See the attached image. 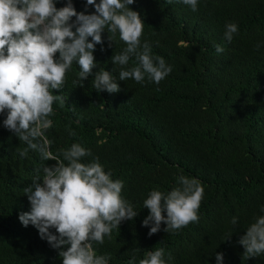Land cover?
Instances as JSON below:
<instances>
[{"label": "trees", "instance_id": "obj_1", "mask_svg": "<svg viewBox=\"0 0 264 264\" xmlns=\"http://www.w3.org/2000/svg\"><path fill=\"white\" fill-rule=\"evenodd\" d=\"M73 3L77 12H94L86 0ZM130 7L144 21L142 43L165 59L170 75L159 85L120 81L111 58L126 45L117 33L109 47L105 31L94 73L111 72L120 91L98 93L94 76L74 84L80 70L74 63L62 92L54 93L65 103H54L53 127L45 133L53 155L77 142L90 149L113 179L124 182L122 196L139 213L103 245L94 244L95 251L110 256L109 264H127L134 254L138 264L143 251L155 247L165 248L166 264H217L216 253L224 254L223 264H264V254L242 258L238 243L264 215V0H198L195 12L180 0H136ZM227 23L238 25L231 42L225 39ZM134 63L133 57L129 67ZM5 118L0 115V264H62L38 230L19 221L30 211L23 189L34 169L55 161L42 162L31 151L21 158L16 149L24 145L3 127ZM180 175L204 188L199 222L175 234L162 225L149 237L150 228L142 226L149 214L143 201L153 189L167 193L178 187Z\"/></svg>", "mask_w": 264, "mask_h": 264}, {"label": "clouds", "instance_id": "obj_2", "mask_svg": "<svg viewBox=\"0 0 264 264\" xmlns=\"http://www.w3.org/2000/svg\"><path fill=\"white\" fill-rule=\"evenodd\" d=\"M59 2L0 0V115H6L3 127L24 145L16 149L21 158H27L31 151L38 153L42 162L55 161L52 166L42 163L34 169L32 183L23 189L30 211L21 213L19 221L25 228L34 226L40 238L58 251L62 264H109L110 256L98 255L93 245H103L114 229L139 213L122 196L124 182L113 179L112 172L105 171L90 149L77 142L53 155L45 133L53 127L50 117L54 103H65L62 94L54 93L62 92L74 63L80 69L74 84L94 76L92 86L98 93L120 91L111 72L100 69L94 73V53L97 45L104 44L105 31L109 47L117 33L126 45L111 58L120 81L132 79L143 84L147 79L159 85L172 67L162 56L152 54L149 42L142 43L144 21L130 7L136 0H86V7H94L91 14L77 12L73 0H66L65 6L58 8ZM180 2L193 12L198 10V0ZM234 34H238V25L227 23L225 39L231 42ZM215 48L218 53L224 51L220 45ZM133 57L135 63L129 67ZM69 135L75 137L76 133L69 128ZM178 185L167 193L153 189L143 201L149 214L142 226L150 228L149 237L159 233L162 225H166L164 232L175 234L199 222L203 186L184 175L178 177ZM231 224L238 226V218L233 217ZM245 231L238 240L244 249L242 258L264 254V215L257 216ZM141 251L135 249L136 253ZM143 253L138 264H166L163 247ZM215 259L223 264L224 254L216 253ZM127 264H137V256L134 254Z\"/></svg>", "mask_w": 264, "mask_h": 264}]
</instances>
